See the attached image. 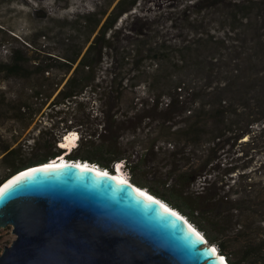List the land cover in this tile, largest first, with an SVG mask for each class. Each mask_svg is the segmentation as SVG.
<instances>
[{"label":"rangeland","instance_id":"1","mask_svg":"<svg viewBox=\"0 0 264 264\" xmlns=\"http://www.w3.org/2000/svg\"><path fill=\"white\" fill-rule=\"evenodd\" d=\"M120 1L0 0V62L9 61L12 50L25 51L30 65L38 62V57L45 59L46 55H58L62 52L64 38L74 34L71 30L78 20L83 21L92 14L90 18L96 21L106 14L103 24ZM216 3L220 2L139 0L131 12L120 18L117 24V35L121 38L118 48L124 51L132 46L136 36L147 42L151 38L152 43L158 46L163 43L170 50L174 47L184 50L185 45L203 38L198 55L175 51L171 65L160 62L163 74L171 76L169 82H157L153 61L148 59L144 64L150 73H145L144 65L140 74L134 71L125 74L121 84L120 79L114 80L110 75V71L119 69L110 68L113 58H107L97 80L98 92H86L79 100V106L71 108L53 106L64 86L53 92L57 80L64 77L63 71L55 70L46 78L35 75L32 79L8 77L0 72V180L13 170L12 166L56 152L61 141L65 140L64 135L69 131L79 133L78 128L83 134L95 133L98 142L104 135L106 139L121 141L127 149L134 146L135 150L129 149V153H134L133 159L135 155L143 157L133 163L138 176L145 175L149 181L166 178V173L176 172L179 166L176 161L181 156H192L187 152L194 149L192 140L187 141L176 132L195 125L204 134L193 137L199 142L194 161L200 166L210 159L213 164L209 168H216L212 175L234 169L223 177L225 188L230 190L234 186L235 191L242 183L252 184L255 193L261 192L264 199V97L257 96L253 89L257 82L264 90V63L255 69V74L245 70L246 65L235 47L249 31L245 25L250 21L242 19L244 14H237V17L227 14L225 5L215 9ZM256 16L261 15L251 14V21L264 39V21L256 20ZM174 62L179 65L174 67ZM228 73L240 76L235 79ZM43 83L48 86L44 92ZM168 83H172L171 86ZM232 84H238L239 93L231 88ZM175 85H182L184 92H180L181 88L179 91L174 89ZM221 86L226 88L222 99L227 102H224L228 110L224 119L230 131L223 139L217 140L216 136L227 130L223 123L217 125L213 121L216 110L211 103L216 99L210 92ZM116 89L123 93L119 99L113 92ZM52 93V97H48ZM250 99L255 110L263 111V114L253 116L259 120L251 127L255 131L251 141L247 142L249 135L236 141L237 131H231V128L246 126L249 111L243 104ZM24 104L29 108L26 114L20 115V106ZM168 104H174L170 114L166 109ZM232 106L238 112L232 113ZM5 147H9L10 155L2 152ZM152 148L155 151L148 153ZM82 149L88 150L89 145H83ZM13 161L17 162L12 164ZM154 166L156 170L152 169ZM194 169L200 170L196 166ZM204 178L198 180L195 189L205 184ZM234 191L231 190L236 198L238 195ZM261 225L264 227V222ZM16 238L12 227L0 230V256ZM225 255L235 260L232 248Z\"/></svg>","mask_w":264,"mask_h":264},{"label":"trees","instance_id":"2","mask_svg":"<svg viewBox=\"0 0 264 264\" xmlns=\"http://www.w3.org/2000/svg\"><path fill=\"white\" fill-rule=\"evenodd\" d=\"M218 1L220 3H216L217 6L214 7L215 9H219L225 5L227 14H232L234 17H237V14H244L242 19H248L250 21V23L245 25L249 31L245 33L243 30V34L245 33L246 35L243 36L241 44L235 48L239 52V57L242 56L243 65H246L245 70L251 74H255V69L264 63V39L259 33V29L252 23L250 15L260 14L261 16H256V20L264 21V0ZM138 2L139 0H121L113 14L103 24V17L106 14L96 21L90 18L92 14L87 15L83 21L78 20L77 25L71 30L74 34H70L64 38L62 52L54 56L46 55L45 59H39L38 57V62L34 65L29 64L30 60L25 51L12 50L9 61L0 62V72L6 73L8 77L32 79L35 75L46 78L47 74L53 73L55 70L63 71L64 77L57 80L53 92L60 90L63 84L64 86L59 91L53 106L71 108L79 106V100L86 92H98L99 86L97 80L107 58H113L110 68L119 69L115 72L110 71V75L114 77V80L120 79L121 84H123L124 78H126L125 74L129 71L140 74L144 65H146L144 63L148 59L151 62L153 61L152 67L154 68L155 79H158L157 82L159 84L161 80L169 82L171 76H165L163 74L164 71H161L162 66L160 62H165L168 66L171 65L172 55L175 54V51L198 55V48L203 46L201 42L203 38L185 45L184 50L177 49V47L170 50L163 43H160L161 45L159 46L152 43L151 38L147 42L145 38L136 36L130 48H125V51L119 49L118 43L121 38L117 35L119 32L117 31V24L120 18L131 12L137 6ZM259 17L261 18L259 19ZM147 43L150 44L149 47ZM85 48L87 49L85 50ZM116 51H119V54ZM121 60L124 63L121 64ZM177 65L179 64L174 62V67ZM236 65H240V63ZM32 68H34V71ZM145 68V73L151 72L147 71L149 70L147 69V65ZM70 73H72L71 76H69ZM228 74L233 75L235 79H238L240 76L236 75L238 73ZM250 81L253 82L251 77ZM168 84L171 86L172 83ZM230 86L231 88L233 87L236 93L240 92L238 84H232ZM43 87L44 90L42 91H47V84L44 86L43 83ZM179 88H181L180 92L184 89L182 85H175L174 87L178 91ZM225 89L224 86H221L210 92V95H213L214 99H216L211 103L216 110V116L213 118V121L217 125L223 123L227 130L226 133H219L216 136L217 140L223 139L230 131L224 119L226 113H228L227 106L224 104L226 100L224 98L222 99V92L225 93ZM253 89L257 96L264 97V90L262 91L261 86L257 82H255ZM113 92L117 94L116 97L123 94L120 89L113 90ZM52 95L53 93L49 94L48 97H52ZM243 97L247 99L246 96ZM116 99H119V97ZM251 101V99L246 100L243 104V107L249 111L247 113L248 120L246 126L231 128V131H237L234 138L236 141L249 135L247 142H250L252 134L255 132L251 127L259 120L253 119V116L255 114H263V111L255 110L256 107L254 104H251ZM256 101L259 103V98ZM203 105L205 106V104ZM172 107H174V104H168L166 108L169 110V114L172 112ZM232 107L234 108V110H231L232 113L238 112L235 106ZM28 108V104H24V106H20L18 113L24 115L27 113ZM78 129V134H81V143L73 153L71 152L72 154L70 153V157L73 158L71 161L89 162L90 164L98 165L101 169L112 172L114 171L113 167L116 163L125 160L128 169L132 172L131 182L135 187L144 188L146 190L145 192H149L148 194L151 196L160 198L172 206V208L181 212L185 218H188L189 222L205 235L210 244L218 245L216 247L219 252L228 259L230 264H264V227L261 225L264 222V199L262 198V193H255V190L252 188L254 185L247 183H242L235 191L234 186L230 190H227L223 177L228 173H232L234 169L224 170L219 172L218 175H212L216 172V168H209L213 164L210 159L207 158L204 164L200 166L197 164V161H194L195 158L193 157L197 155L196 150L199 148V142L193 139V137L203 135V130L195 125H191L189 128L184 129L183 132L182 130L176 132V134L183 135L187 141H193L192 145L194 149L187 152L188 155L192 156H181L176 161L179 166L176 168L175 173H166V178L158 177L153 181H149L147 176H138L136 173V164L134 166L133 163H136L137 160L141 161L143 157L135 155V159H133L134 153H129V149H132V151L135 150L134 146L127 149L122 145L121 141L117 139H106L104 135L101 136V140L98 142L95 139V133L83 134L81 129ZM83 145H89V149H82ZM61 151H63L62 148H57V151L53 153L52 157L48 158V161L61 157ZM154 151L155 149L152 148L148 150V153H153ZM2 152L8 155L11 154L9 147H5ZM30 163L33 164L32 162ZM12 164L14 163L12 162ZM195 166L200 168V170L196 171L194 169ZM14 167L12 166V168ZM152 169L156 170L157 168L154 166ZM204 176L205 184L195 189L198 180ZM208 176L211 177V180H209ZM231 190L234 191L235 195H238L236 198L233 197L234 195ZM231 248L234 250L235 260L225 255L228 249Z\"/></svg>","mask_w":264,"mask_h":264},{"label":"water","instance_id":"3","mask_svg":"<svg viewBox=\"0 0 264 264\" xmlns=\"http://www.w3.org/2000/svg\"><path fill=\"white\" fill-rule=\"evenodd\" d=\"M186 219L105 171L35 164L0 185V264H230Z\"/></svg>","mask_w":264,"mask_h":264},{"label":"bare ground","instance_id":"4","mask_svg":"<svg viewBox=\"0 0 264 264\" xmlns=\"http://www.w3.org/2000/svg\"><path fill=\"white\" fill-rule=\"evenodd\" d=\"M68 134H71V135H69L65 140H62L61 141V145H60V148L62 147V148H65V149H67V151L69 150H72L73 149V151L75 150V147L76 146H78V141H77V138H75V136H77V135H75V134H78L76 131H70L69 133H67L66 134V136L68 135ZM79 135V134H78ZM73 153V152H72ZM71 153V154H72ZM68 155H70V153L69 154H66V155H64V157H59L58 158V160H53V162H51L52 164H59V163H62V164H69V163H71V164H78L79 166H83V167H86V168H91V169H95L96 171H102V172H104L105 171V173L106 174H108V175H112V176H114L116 179H118L119 180V178L121 177V176H123V174L120 172V170L119 171H114V172H111V171H108V170H105V169H101V168H99V166H96V165H94V164H90L89 162H81V161H71V160H67V157H68ZM125 180V179H124ZM125 183H127V184H130V185H132L131 183H130V181H129V179L127 180V181H125ZM134 186V185H133ZM138 189H140V190H142V191H146L144 188H138ZM147 193V192H146ZM149 193V192H148ZM147 193V194H148ZM150 195V194H149ZM153 197V196H152ZM154 198H156V197H154ZM157 200H160V202H162V203H164L165 205H167V206H169L170 208H172L170 205H168L166 202H164L163 200H161L160 198H156ZM173 210H176L178 213H181V212H179L177 209H175V208H172ZM182 214V213H181ZM183 215V214H182ZM184 216V215H183ZM185 217V216H184ZM187 220V222H189V220L188 219H186ZM191 225H192V223L191 222H189ZM198 232H200L199 230H198ZM218 251V250H217ZM223 256V255H222Z\"/></svg>","mask_w":264,"mask_h":264},{"label":"flooded vegetation","instance_id":"5","mask_svg":"<svg viewBox=\"0 0 264 264\" xmlns=\"http://www.w3.org/2000/svg\"><path fill=\"white\" fill-rule=\"evenodd\" d=\"M60 147V146H59ZM63 149V148H62ZM54 153V152H53ZM53 153H51L50 155H46V156H40V157H37V159H33V160H25L26 162H23V163H20L18 165H16L12 171H10L9 173H7V175L2 179L0 185L5 182L7 179H9L10 177H12L16 172L26 168V167H29V166H33L35 164H40V163H44V162H49L48 161V158L52 157ZM71 153V151H66L63 149V151H61L60 155H66V154H69ZM71 155V154H70ZM70 155H68L67 159L71 160L73 158L70 157ZM55 160H58L55 159ZM15 162L17 161H13V163L15 164ZM30 162H32L33 164H31ZM53 162V161H52Z\"/></svg>","mask_w":264,"mask_h":264},{"label":"built area","instance_id":"6","mask_svg":"<svg viewBox=\"0 0 264 264\" xmlns=\"http://www.w3.org/2000/svg\"><path fill=\"white\" fill-rule=\"evenodd\" d=\"M94 165H96V164H94ZM116 165H117V168H118V169L124 170L123 174H124L129 180L132 179V178H131V177H132V174H131L130 170L128 169L127 165H126L125 160H123V161H121V162H119V163H116ZM96 166H98V165H96Z\"/></svg>","mask_w":264,"mask_h":264},{"label":"clouds","instance_id":"7","mask_svg":"<svg viewBox=\"0 0 264 264\" xmlns=\"http://www.w3.org/2000/svg\"><path fill=\"white\" fill-rule=\"evenodd\" d=\"M69 135H71V134H68L67 136L65 135V137H64V139H66ZM75 135H77V141L79 142L80 141V136L78 135V134H75ZM60 145H61V143H60ZM78 146H76L75 147V149L77 148ZM62 148V147H61ZM64 150H66L67 151V149H65V148H63ZM69 151V150H68ZM71 152H73V149L72 150H70ZM61 157H64V155L63 156H61ZM57 159V158H56ZM51 162L53 161V160H50ZM119 163V162H118ZM113 169H114V171H119L120 170V172L123 174V172H124V170H121V169H118L117 168V165L115 164L114 165V167H113ZM123 176L128 180V178L123 174ZM194 226V225H193ZM196 228V227H195ZM198 230V229H197ZM201 233V232H200ZM202 235H204L203 233H201ZM216 247V246H215ZM217 248V247H216ZM218 249V248H217Z\"/></svg>","mask_w":264,"mask_h":264}]
</instances>
